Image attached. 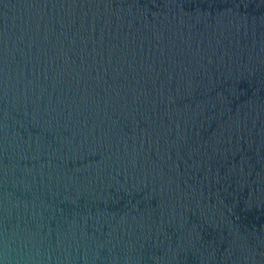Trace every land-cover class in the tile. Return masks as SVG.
Masks as SVG:
<instances>
[{"label": "water", "instance_id": "1", "mask_svg": "<svg viewBox=\"0 0 264 264\" xmlns=\"http://www.w3.org/2000/svg\"><path fill=\"white\" fill-rule=\"evenodd\" d=\"M0 264H264V0H0Z\"/></svg>", "mask_w": 264, "mask_h": 264}]
</instances>
